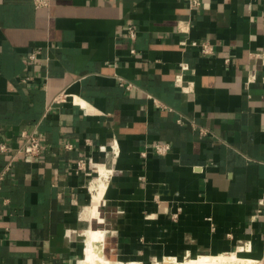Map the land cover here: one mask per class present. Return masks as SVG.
I'll return each instance as SVG.
<instances>
[{
    "label": "crops",
    "instance_id": "0c3cea01",
    "mask_svg": "<svg viewBox=\"0 0 264 264\" xmlns=\"http://www.w3.org/2000/svg\"><path fill=\"white\" fill-rule=\"evenodd\" d=\"M25 131L45 151L3 182L0 264H81L90 231L114 263L261 262L264 0H0V144Z\"/></svg>",
    "mask_w": 264,
    "mask_h": 264
},
{
    "label": "built area",
    "instance_id": "2783aa9c",
    "mask_svg": "<svg viewBox=\"0 0 264 264\" xmlns=\"http://www.w3.org/2000/svg\"><path fill=\"white\" fill-rule=\"evenodd\" d=\"M54 0H35V6L37 8H49L52 5V2ZM188 6L191 10L195 11L199 9L202 4L203 0H187ZM126 38L129 41L134 42L137 38V30L133 26H129L127 29V35ZM212 48L209 45H203L202 46V52L205 54H209L211 52ZM132 55L136 54V50L132 49L131 51ZM36 59V54H32L30 56V60L33 61ZM186 71L187 67L182 68ZM182 77H178L177 79V85H179L182 88ZM121 85L123 87H126L127 89H132L134 85L129 82H125L124 80H121ZM68 95H61L58 99L59 102L65 101ZM204 132V131H202ZM67 148L71 149V145H67ZM154 151L158 155H167L172 150V146L170 143L165 142H157L153 146ZM9 145L5 142L0 144V154H10L13 155L9 159V162L7 163L6 167L0 172V190L2 189L3 182L7 178V176L10 174L12 168H13V162L16 159L17 156L23 155L27 157L30 160H35L42 156V154L45 151V145L41 139V137L38 135L36 131H25L22 134V142L21 145L14 151L11 152ZM98 164L95 163L92 159H80L77 163V172L78 173H84L85 175L92 177L93 173L97 174ZM260 213V211H258ZM245 249V247H243ZM261 262L264 263V260H261Z\"/></svg>",
    "mask_w": 264,
    "mask_h": 264
},
{
    "label": "bare ground",
    "instance_id": "6f19581e",
    "mask_svg": "<svg viewBox=\"0 0 264 264\" xmlns=\"http://www.w3.org/2000/svg\"><path fill=\"white\" fill-rule=\"evenodd\" d=\"M110 169L107 165L103 166ZM106 174V173H105ZM104 232L90 231L87 239L86 257L81 264H111L104 256ZM168 264H260V261H254L244 258H239L236 254H220L216 256L199 255L187 262H179L175 258L167 259ZM141 264V263H130Z\"/></svg>",
    "mask_w": 264,
    "mask_h": 264
},
{
    "label": "rangeland",
    "instance_id": "374dc122",
    "mask_svg": "<svg viewBox=\"0 0 264 264\" xmlns=\"http://www.w3.org/2000/svg\"><path fill=\"white\" fill-rule=\"evenodd\" d=\"M96 173H93V176L92 177H90L91 178V180L89 181V186H90V184H91V181L96 177ZM95 226H98L97 224H95ZM99 227V226H98ZM95 229H97V227H95ZM238 256V255H237ZM240 256V255H239ZM238 256V257H239ZM105 257L110 261V263L111 264H120V262H116V263H114V262H112L106 255H105ZM196 256H191V257H182V258H175L176 260H178L179 262H187V261H190V260H192V259H194ZM174 258V257H173ZM239 258H242V257H239ZM169 259H171V258H169ZM153 264H168L167 263V259H162V260H159V261H157V262H154ZM260 264H264L263 262H261Z\"/></svg>",
    "mask_w": 264,
    "mask_h": 264
}]
</instances>
